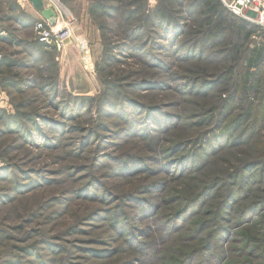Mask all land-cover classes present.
<instances>
[{
    "label": "rangeland",
    "instance_id": "374dc122",
    "mask_svg": "<svg viewBox=\"0 0 264 264\" xmlns=\"http://www.w3.org/2000/svg\"><path fill=\"white\" fill-rule=\"evenodd\" d=\"M22 1L0 0V264H264V19L43 0L84 48L65 64Z\"/></svg>",
    "mask_w": 264,
    "mask_h": 264
},
{
    "label": "built area",
    "instance_id": "2783aa9c",
    "mask_svg": "<svg viewBox=\"0 0 264 264\" xmlns=\"http://www.w3.org/2000/svg\"><path fill=\"white\" fill-rule=\"evenodd\" d=\"M224 7L239 17L245 15L254 16L258 21L264 19V0H220ZM57 16V15H56ZM37 38L40 43L55 42L60 53L65 49L67 42L72 39L70 29H54V26L46 19L37 21ZM66 44V45H65ZM84 50V48H83Z\"/></svg>",
    "mask_w": 264,
    "mask_h": 264
},
{
    "label": "crops",
    "instance_id": "0c3cea01",
    "mask_svg": "<svg viewBox=\"0 0 264 264\" xmlns=\"http://www.w3.org/2000/svg\"><path fill=\"white\" fill-rule=\"evenodd\" d=\"M52 3V2H51ZM20 6L22 7L23 11H25L27 14H29L30 16H34L32 18L35 19V21H40V20H43L45 18L42 17L41 13L35 9L33 7V5L28 1V0H23L22 3L19 2ZM43 4L45 7H49V8H52V10L54 12H56L54 10V8L51 6L50 2H46V1H43ZM8 10L10 12V16L12 14H14L13 16V21H16L20 26L21 25H25L26 21L24 20L25 17L24 16H19V12L17 11L16 13V10L15 8L11 7L10 5L8 6ZM16 14V15H15ZM1 16V15H0ZM9 18V17H7ZM11 19H3L2 17H0V31L1 30H4V27L3 25L7 22V21H10ZM82 51H83V46L81 48V45H79L76 40L74 39H71L70 42L66 45L65 49L63 50V52L61 53V60L64 56V59H65V64L68 62V59L71 57V55H76L77 54V57L79 60H82ZM66 56V57H65Z\"/></svg>",
    "mask_w": 264,
    "mask_h": 264
},
{
    "label": "water",
    "instance_id": "95a60500",
    "mask_svg": "<svg viewBox=\"0 0 264 264\" xmlns=\"http://www.w3.org/2000/svg\"><path fill=\"white\" fill-rule=\"evenodd\" d=\"M35 9H37L43 18H45L50 23H54L56 13L49 7H45L43 0H28Z\"/></svg>",
    "mask_w": 264,
    "mask_h": 264
},
{
    "label": "trees",
    "instance_id": "16d2710c",
    "mask_svg": "<svg viewBox=\"0 0 264 264\" xmlns=\"http://www.w3.org/2000/svg\"><path fill=\"white\" fill-rule=\"evenodd\" d=\"M169 4H172V1L173 0H166ZM204 5L207 6L208 10H210L212 13H215L217 14V16L219 17L220 12H218V9L220 8L221 6V1L220 0H200ZM232 15V14H230ZM232 16H235V15H232ZM219 20H220V17H219ZM219 23V22H218ZM222 27L221 26V30H222Z\"/></svg>",
    "mask_w": 264,
    "mask_h": 264
},
{
    "label": "bare ground",
    "instance_id": "6f19581e",
    "mask_svg": "<svg viewBox=\"0 0 264 264\" xmlns=\"http://www.w3.org/2000/svg\"><path fill=\"white\" fill-rule=\"evenodd\" d=\"M49 22V21H48ZM52 25H55L54 26V28L56 29V30H59V29H62V26H59V24H58V18H57V16L55 17V20H54V23H51ZM71 32H72V30H70ZM67 44H68V42H67ZM66 45V44H65Z\"/></svg>",
    "mask_w": 264,
    "mask_h": 264
}]
</instances>
